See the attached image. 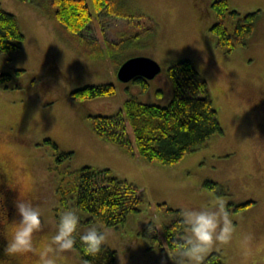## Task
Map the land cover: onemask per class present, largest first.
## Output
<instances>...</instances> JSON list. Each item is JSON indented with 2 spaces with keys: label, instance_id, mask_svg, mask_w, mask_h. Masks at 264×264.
Instances as JSON below:
<instances>
[{
  "label": "rangeland",
  "instance_id": "obj_1",
  "mask_svg": "<svg viewBox=\"0 0 264 264\" xmlns=\"http://www.w3.org/2000/svg\"><path fill=\"white\" fill-rule=\"evenodd\" d=\"M214 1L127 0L140 15L122 18L98 14L93 1L87 0L92 21L76 36L45 10V0H0L4 9L16 15L25 35L21 48L3 65L12 78L0 84V173L8 175L13 188L9 206L0 187L3 242L7 244L12 223L19 220L15 203L22 197L42 212L43 231L35 238L42 251L64 210H58L60 189L89 165L111 169L142 188L147 197L140 210L118 226L86 223L89 214L82 211L80 233L102 224L108 232L106 247L116 251L115 264H175L171 250L143 235L154 222L163 237L167 216L157 210V204L180 210L200 208L212 197L226 201L238 234L252 233L260 250L245 261L234 241L205 259L218 253L224 264H264V0H229L231 9L241 14L261 11L247 44L231 52L220 48L210 32L216 22ZM125 38L130 40L117 45ZM96 45L117 62L89 56L85 49L97 53ZM133 56L153 58L162 66L155 78L147 80L146 90L139 82H123L117 76L119 65ZM183 59L190 60L207 79L223 134L168 165L135 157L95 133L86 114H115L132 95L145 103L167 106L174 96L168 66ZM104 83H112L116 92L92 99L72 94ZM61 153L70 155L59 159ZM247 202L252 203L236 209ZM14 259L17 264H40L38 254ZM57 264L86 262L76 251L63 254Z\"/></svg>",
  "mask_w": 264,
  "mask_h": 264
},
{
  "label": "trees",
  "instance_id": "obj_2",
  "mask_svg": "<svg viewBox=\"0 0 264 264\" xmlns=\"http://www.w3.org/2000/svg\"><path fill=\"white\" fill-rule=\"evenodd\" d=\"M45 10L62 24L73 35L81 34L92 21L87 0H45ZM98 14L132 18L139 16L127 0H92ZM212 8L216 22L211 25L210 32L215 36L217 45L227 52L247 44L253 34L261 11L241 14L231 9L229 0H215ZM142 16V15H141ZM129 38L121 40L124 44ZM25 42V35L20 28L15 14L7 11L0 4V84H6L11 73L3 70V65L12 60V53L20 49ZM85 49L91 57L110 58L102 46ZM168 74L173 81L174 96L167 106H159L140 101L132 95L125 100L115 114H86L95 133L107 142L114 143L133 156L142 157L149 162L174 165L186 154L204 147L215 135L223 134L218 111L210 93V87L204 75L187 59L170 63ZM142 84L144 90L148 81L142 77L133 79ZM116 87L112 83L87 85L75 90L72 94L80 99H92L99 96L112 95ZM70 153H61L59 159L68 157ZM213 187L215 183L206 181ZM60 207L58 210L76 206L89 214L84 222H100L106 226H118L124 223L128 215L140 210L147 202L145 191L125 178L113 174L109 168L99 169L93 166L80 168L74 181L60 189ZM74 195V197L72 196ZM72 198L75 204L71 203ZM252 202L236 206V209L247 207ZM157 210L166 214L163 224V237L160 238L156 223L150 222L143 235L152 242L160 244L168 250L174 240L182 235L176 231L180 217V209H174L167 203H159ZM82 221V220H81ZM153 228V232H149ZM79 248V237H77ZM79 256L89 264H115L116 251L104 246L102 253L96 258L86 257L77 250ZM203 264H224L221 255L210 254Z\"/></svg>",
  "mask_w": 264,
  "mask_h": 264
},
{
  "label": "clouds",
  "instance_id": "obj_3",
  "mask_svg": "<svg viewBox=\"0 0 264 264\" xmlns=\"http://www.w3.org/2000/svg\"><path fill=\"white\" fill-rule=\"evenodd\" d=\"M15 209L19 220L12 223L11 238L6 237L7 246L4 251L8 257L38 254L40 264H57V259L63 254L77 250L86 257L96 259L106 246L108 232L103 225L93 224L80 233L82 209L67 207L59 213L54 234L43 250L38 251L35 238L44 227L39 206L20 197L15 203ZM178 215L180 220L175 230L182 235L171 245L175 264H203L210 252L231 246L234 241L245 261L255 257L260 250L252 233L238 234L231 209L223 198L212 197L207 205L200 208L184 206ZM153 231V228H149V232Z\"/></svg>",
  "mask_w": 264,
  "mask_h": 264
},
{
  "label": "water",
  "instance_id": "obj_4",
  "mask_svg": "<svg viewBox=\"0 0 264 264\" xmlns=\"http://www.w3.org/2000/svg\"><path fill=\"white\" fill-rule=\"evenodd\" d=\"M162 70L161 64L150 57L133 56L123 61L117 70L119 80L128 82L136 77L155 78Z\"/></svg>",
  "mask_w": 264,
  "mask_h": 264
},
{
  "label": "flooded vegetation",
  "instance_id": "obj_5",
  "mask_svg": "<svg viewBox=\"0 0 264 264\" xmlns=\"http://www.w3.org/2000/svg\"><path fill=\"white\" fill-rule=\"evenodd\" d=\"M0 187L4 190L3 191L4 192V200L10 206L11 202H12L13 188H12V184L10 183L8 175H6V174L4 175V173H0ZM3 236H4V234H2L1 230H0V245L3 248L2 251L4 252V254L2 255V258H3L2 263L3 264H17L15 262L14 257L5 256L4 249L6 248L7 244H6V242H3L4 241Z\"/></svg>",
  "mask_w": 264,
  "mask_h": 264
}]
</instances>
